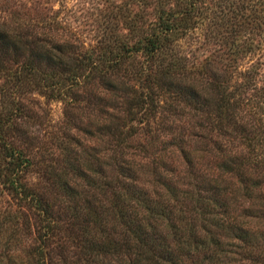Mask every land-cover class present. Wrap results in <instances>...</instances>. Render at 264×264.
<instances>
[{
	"label": "trees",
	"instance_id": "obj_1",
	"mask_svg": "<svg viewBox=\"0 0 264 264\" xmlns=\"http://www.w3.org/2000/svg\"><path fill=\"white\" fill-rule=\"evenodd\" d=\"M27 1L0 0V256L10 264H264V229L245 219L257 209L264 217V125L236 121L245 83L227 88L173 36L188 33L205 0H115L79 19L66 0L57 9ZM241 6L226 0L221 9L240 19ZM80 24L93 26L90 42ZM51 100L61 103L58 121ZM182 116L191 121L184 130ZM167 134L185 158L191 180L183 181L211 193H199L197 214L174 216L166 206L160 226L124 155L156 148ZM187 142L224 175L196 173ZM158 161L177 175L175 163ZM175 180L163 182L171 194H190ZM233 195L246 202L233 205Z\"/></svg>",
	"mask_w": 264,
	"mask_h": 264
},
{
	"label": "rangeland",
	"instance_id": "obj_2",
	"mask_svg": "<svg viewBox=\"0 0 264 264\" xmlns=\"http://www.w3.org/2000/svg\"><path fill=\"white\" fill-rule=\"evenodd\" d=\"M21 1L24 4H30L27 0ZM36 1L40 8L44 6L42 9H46L45 6L52 9L60 7L59 0ZM111 1L113 2L115 0H66L64 4L65 7L63 8H72L71 11L74 12V15L78 19L82 17L84 13H90L92 17H98L96 11L100 8L104 9V6L109 5ZM225 1L226 0H205L204 4L206 8L203 9L202 13L199 14V16L194 15L190 17L188 21L190 30L188 33L181 36V34L179 35V32L176 31L177 33L174 32L173 36H175V34L178 35L175 38V42L180 44L183 52L184 50L190 49L189 52H191V54H189V60H192V62L206 61L209 67L214 70L215 76L217 75L219 80L222 81L227 88H231V86L234 85L238 87V83L240 82L245 83L244 86H241V89H237L239 92V100L236 101V103H239L240 108L238 107V110L236 109V117L238 116L239 118L236 121H244L247 118L248 121H255L260 125H264V0H255L256 2L253 3L252 6H250L251 0H227L232 4H242V13H244V16H247L245 18L241 17L240 19L235 18L233 12L221 9V7H224ZM5 6L6 9L3 11V14L9 16L10 12L8 11L14 9V5L12 2L8 1L5 3ZM23 10L25 11L27 8L20 6L18 10L19 16L23 13ZM58 11L59 15H62L67 9L63 10L59 8ZM71 11L70 14H67L66 18L71 27L74 28L78 22L73 20ZM229 23L234 24V30H230ZM78 26L80 27L76 32H78L79 37L84 40L85 43L90 42L92 40L91 36L93 35L92 31H94L93 26L92 29H89L91 25L87 26L80 24ZM120 32L125 31L124 29H120ZM189 42H192V45H189ZM249 86L252 87L249 88ZM48 106L51 121H58L61 118V103L57 100H51ZM250 117H255V119L251 120ZM260 117L261 119H257ZM179 121L184 126L183 130L190 127V119L183 117ZM187 121L189 123H187ZM233 133H235L236 136L230 137V140L234 143L239 142L240 138L238 134L236 132ZM78 135L84 144L92 141V139L84 133L79 132ZM162 136L160 139H163V141L159 142L160 144L157 143L156 148L148 147L144 151L140 150L134 152V154L128 153L124 155L129 168L135 173L134 183L143 189L145 194L149 197L151 201L150 206L153 207L154 210H158L159 219L162 222L159 223L160 226L167 221V214H170L166 206H168V209L173 210L174 216H182V214L188 216V214L185 213L187 211H191L195 214V209L198 208L196 207V198H198L199 193L203 200L206 198V195L211 193V190L203 188L204 183H202V181L198 183L197 189L183 181L191 180L190 175L184 170L186 167L185 158L181 155L179 148L177 149L168 142L170 137L169 134ZM169 141L171 140L169 139ZM183 147L186 151V155L191 157L196 173L200 168V171L204 172L206 175L217 177L222 176V174L224 175L222 169L215 164L213 160L214 157L209 155L208 152L199 150L197 145L191 144L190 142L183 144ZM159 158L167 165H170V161L175 163L176 171H178L177 175L160 165L161 163L158 161ZM167 177H170L171 180H167ZM174 178L176 179L175 185L180 184L178 186L184 187L186 184L189 189L191 188L190 194H179L177 191L171 194V191L164 186L163 182L165 183L167 181L169 185L174 186L173 183H171ZM231 197L233 205L235 198L236 200L240 199L238 195L237 197L235 196V198L234 195ZM240 201L246 202V199L241 198ZM1 203L2 198H0V204ZM164 203L166 204L164 205L165 210L163 211L161 206ZM257 213L258 216L253 217H247L246 215L245 219H247L249 224L255 229H264V217L259 216L258 209ZM198 216L207 217V215L203 213H200ZM170 217L172 218V216ZM197 220L199 221V217ZM1 235L3 236V234ZM0 264L10 263L5 261L4 256H0ZM225 264L241 263L227 262Z\"/></svg>",
	"mask_w": 264,
	"mask_h": 264
}]
</instances>
